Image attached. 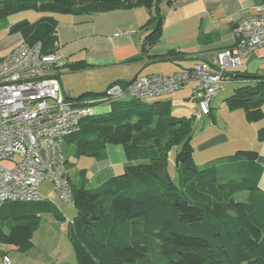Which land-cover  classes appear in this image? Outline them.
I'll use <instances>...</instances> for the list:
<instances>
[{
	"label": "trees",
	"instance_id": "obj_1",
	"mask_svg": "<svg viewBox=\"0 0 264 264\" xmlns=\"http://www.w3.org/2000/svg\"><path fill=\"white\" fill-rule=\"evenodd\" d=\"M164 1L0 0V20L17 13L92 15L141 7L150 14L148 23L155 22L143 40L145 48L161 37L159 6ZM56 26L53 17H43L2 27L0 32L20 35L28 45L39 43L41 53L50 55L58 50ZM173 55L157 61H172ZM227 76L253 83L234 90L224 100L226 109L241 110L248 123L263 120L264 76H240L238 71ZM211 114L210 109L203 117L213 119ZM192 119L174 117L164 103L132 99L87 118L80 131L65 140L75 148V158L104 161L106 147L113 145L123 148L127 161L121 175L95 189H88L85 180L73 183L68 171L75 217L66 236L77 264H264L258 152L237 150L198 168ZM257 140L264 142V128ZM66 166L68 170L67 162ZM170 167L177 173L176 182ZM236 194L246 196L236 200ZM7 205L0 212V245L24 252L31 246L43 208L39 203Z\"/></svg>",
	"mask_w": 264,
	"mask_h": 264
},
{
	"label": "crops",
	"instance_id": "obj_2",
	"mask_svg": "<svg viewBox=\"0 0 264 264\" xmlns=\"http://www.w3.org/2000/svg\"><path fill=\"white\" fill-rule=\"evenodd\" d=\"M166 1L159 6L160 17L163 19L161 37L155 44L145 48L143 40L151 33L155 22L148 23L150 14L144 8L118 9L92 15H60L63 22L56 26L57 47L66 60L65 67L60 70L62 87L65 76L68 79H79V84L74 87L77 93L68 91L72 92L73 98L87 102L97 99L91 98L89 94H102L115 83L128 84L141 76H172L190 70L195 63L210 62L218 52L234 45V27L248 18L254 7L264 3V0ZM21 40L20 35H14L0 49L8 53ZM168 53H173L176 57L168 62L157 61ZM241 63L242 66L236 70L238 75L264 76V47L251 51L247 57H241ZM235 80L253 83L245 79ZM193 88L194 84H188L181 91L154 99V103L170 106L172 115L179 112L178 114H188L191 118L195 108ZM211 104L210 102L213 116L211 120L215 124V108ZM217 105L214 106L218 113L224 114L226 127L231 122L234 124V120L243 123L244 116L238 111L226 110L223 101ZM109 109H99L97 115ZM223 109L227 112H223ZM205 119L203 117L198 123ZM200 134L193 135L192 140V144L195 141L201 142L197 145L200 152L227 141L225 133L206 142L202 141L203 136ZM255 151L258 152L256 165L260 169L258 188L264 193V142L259 143ZM105 153L107 158L104 161L93 160L89 169L82 165L75 180L71 181L79 183L85 180L88 189H95L109 179L121 175L127 163L123 148L107 146ZM79 162L81 161L78 160ZM40 203L43 208H47L48 215L56 212V218H53V222L47 218L45 223L40 219L39 227L35 231L38 240L36 244L31 242L30 248L24 252H19L14 246L0 245V261L2 256H6L11 264H77L73 251L62 240L63 237L67 239L66 230L73 220L61 221V226H56L57 220H62L63 211H55L53 203L45 198Z\"/></svg>",
	"mask_w": 264,
	"mask_h": 264
},
{
	"label": "built area",
	"instance_id": "obj_3",
	"mask_svg": "<svg viewBox=\"0 0 264 264\" xmlns=\"http://www.w3.org/2000/svg\"><path fill=\"white\" fill-rule=\"evenodd\" d=\"M234 45L210 62L195 63L172 76H141L125 85H112L92 101H81L64 90L60 70L66 60L59 50L41 53L39 43L22 40L0 57V209L7 204L40 203L37 188L53 183L61 199L72 205L66 160L61 144L95 116L93 107L129 95L134 100L158 99L194 84L192 118L210 112V102L228 73L238 70L241 57L264 47V3L233 29ZM2 264H11L6 256Z\"/></svg>",
	"mask_w": 264,
	"mask_h": 264
},
{
	"label": "rangeland",
	"instance_id": "obj_4",
	"mask_svg": "<svg viewBox=\"0 0 264 264\" xmlns=\"http://www.w3.org/2000/svg\"><path fill=\"white\" fill-rule=\"evenodd\" d=\"M43 17H53L54 20L56 21V24H62V18L60 17V15L58 14H46V13H36V12H29V13H17L11 16H7L5 19H1L0 20V28L5 27V26H11L14 25L20 21L23 20H28L31 23H35L37 22L39 19L43 18ZM22 19V20H21ZM13 36H9L8 32L6 30L0 32V46L1 45H7L11 40ZM9 41V42H7ZM7 52L5 53L4 51H2L0 49V57L6 55ZM80 81L77 78H70L68 79L66 76L63 78L62 83H63V87L65 90H72L74 93V87H77V85L79 84ZM251 85V83H244L243 81H239V80H235L232 82H227L224 83L221 88L215 93L214 97L212 98L211 101V106L214 109V117L216 120V123L213 124L212 120L208 117H206L205 121L198 123V120L192 119V129H193V135H199L201 132V136H203L202 141L206 142L208 140H212L222 134H226L227 135V141L226 143H220V144H216L211 148L206 149L205 152H200L197 149V145L201 142L199 141H195L193 143V147H194V160L196 162V165L198 166V168H202V166L206 163L209 162L211 160L217 159V158H221L227 155H232L235 151L237 150H245V151H252V150H257L259 147V142L257 140L258 137V133L261 129L264 128V119L259 121V122H255V123H248L247 121H245V118L243 120V123H239L237 120H234V124H232V122L230 123L229 127H226V125H224V114L222 113H218V110L216 109L217 107L214 105H217L218 103L223 101L224 104V100L227 99L228 97H230L234 90L240 88V87H245ZM132 100V98L129 95H124L121 96L117 99H115L112 102H102V103H98L97 105H95L93 107V110L95 112V114H98L99 109L100 110H105L111 107V105L114 103L115 104H120V103H125V102H130ZM142 103H148V104H153L155 102L154 99H150V98H143L141 100ZM218 106V105H217ZM225 106V105H223ZM226 109V107H225ZM225 109H223V112H227L224 111ZM262 109L264 110V102L262 105ZM227 110V109H226ZM239 114H241V116H244L243 112L241 110H238ZM179 113V112H178ZM176 113L175 115H173L174 117L180 118V117H187L189 118L188 114H178ZM192 118V116H191ZM61 150L63 153V157L65 158L66 162H68L69 168V177L70 179L73 181L75 180V175L77 173V171L79 169H82V165L87 166L88 168L85 169H89V164L93 163L94 159L91 158H87V157H79V158H75V148L71 145H68L66 141H64L61 144ZM78 160H80L81 162L78 163ZM169 171L171 173V177L172 179L176 182L177 180V173L175 172L174 169H171V167L169 168ZM38 193L45 199H47L52 205L53 208H55V211H63L62 215V220H57L56 222V226L60 225L61 226V221L63 222H69L72 221L75 217V209L73 208L72 205L65 203L60 195L58 194V192L55 190V187L53 185V183L45 181L43 182L38 188H37ZM246 194H236V200L238 199H243L245 198ZM51 205V207H52ZM10 205H5L2 209H1V213L5 211L6 208H8ZM40 206H43L42 203H40ZM43 208V207H42ZM47 208H43V212L40 215V219H42V223H45L47 218H49L48 220L53 222V218L55 217V215H57L56 212L51 213L48 215L47 212ZM61 213V212H60ZM48 215V216H46ZM56 218V217H55ZM58 224V225H57ZM47 224H45L46 226ZM44 226V227H45ZM4 232L8 233L7 229L3 230ZM33 236L31 237V242L34 244H36L37 242V235L32 234ZM63 243L65 242V244H67V246L69 247V249L71 250V252L73 251L72 246L70 245L69 241H67L66 237H63ZM36 246V245H34ZM74 253V251H73ZM15 257H19L17 255H13ZM19 262V260H17ZM11 263V262H10ZM0 264H2V260L0 261Z\"/></svg>",
	"mask_w": 264,
	"mask_h": 264
}]
</instances>
